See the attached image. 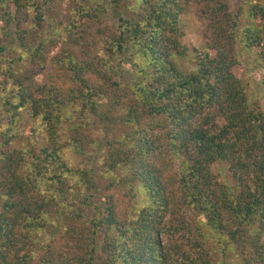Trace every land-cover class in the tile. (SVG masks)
<instances>
[{"label":"trees","instance_id":"1","mask_svg":"<svg viewBox=\"0 0 264 264\" xmlns=\"http://www.w3.org/2000/svg\"><path fill=\"white\" fill-rule=\"evenodd\" d=\"M243 1L0 0V264H264V94L235 74L264 0Z\"/></svg>","mask_w":264,"mask_h":264},{"label":"rangeland","instance_id":"2","mask_svg":"<svg viewBox=\"0 0 264 264\" xmlns=\"http://www.w3.org/2000/svg\"><path fill=\"white\" fill-rule=\"evenodd\" d=\"M230 3L232 10L240 11V8L245 11L246 6L243 0H226ZM184 22V34L183 44L189 49L192 53L193 50H201L204 46V29L205 23L200 19L198 8L194 5L190 7L188 12L183 17ZM245 25L248 24L246 20ZM239 66L235 69L236 76L242 80L244 85L247 88L248 98L252 105H255L257 102L263 99L264 87L261 82L264 80V56L262 54L263 50L254 49L252 52H247L242 48V45H238L236 48ZM183 66L186 69L191 68L192 63L188 60H185ZM42 76L38 77V81L41 80ZM26 127V133L29 129ZM92 151V150H91ZM90 151V152H91ZM76 164H82L86 166L88 161L84 159H77ZM214 173L220 177L223 182H229L234 185L231 173L228 171L227 167L224 165H218L214 168ZM116 198L120 210L126 218L127 216L136 215L137 211H134L135 207L137 210L141 209L143 202H131L129 203V197L126 194V189L122 188L116 193ZM214 257L215 264H242L240 260L234 255L231 251H228V255H223L221 249L215 244L211 247Z\"/></svg>","mask_w":264,"mask_h":264}]
</instances>
